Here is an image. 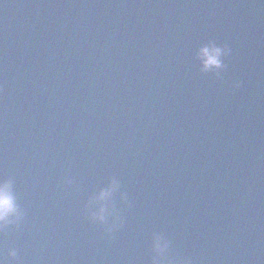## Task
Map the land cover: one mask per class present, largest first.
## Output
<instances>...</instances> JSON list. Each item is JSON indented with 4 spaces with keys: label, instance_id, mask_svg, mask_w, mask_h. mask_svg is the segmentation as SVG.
Masks as SVG:
<instances>
[{
    "label": "water",
    "instance_id": "water-1",
    "mask_svg": "<svg viewBox=\"0 0 264 264\" xmlns=\"http://www.w3.org/2000/svg\"><path fill=\"white\" fill-rule=\"evenodd\" d=\"M4 180L2 264H264V0H0Z\"/></svg>",
    "mask_w": 264,
    "mask_h": 264
},
{
    "label": "clouds",
    "instance_id": "clouds-1",
    "mask_svg": "<svg viewBox=\"0 0 264 264\" xmlns=\"http://www.w3.org/2000/svg\"><path fill=\"white\" fill-rule=\"evenodd\" d=\"M224 55V49L215 45L204 46L200 50V56L203 60L204 70H213L223 67L221 60ZM117 182L114 180L112 187L102 191L97 199L104 201L116 190ZM107 207L101 205L94 216L100 221H104L107 213ZM19 214V208L16 203L15 195L12 191V182L10 180L0 181V225L10 222V218ZM154 248L158 253L161 261L167 260V264H172L171 260L167 259L168 241L161 235H157L153 241ZM15 255V253H13ZM2 264V262H0Z\"/></svg>",
    "mask_w": 264,
    "mask_h": 264
}]
</instances>
